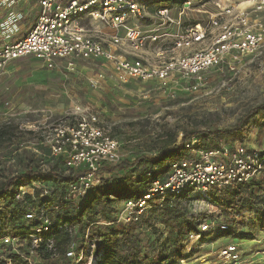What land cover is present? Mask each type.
Segmentation results:
<instances>
[{
	"label": "built area",
	"instance_id": "obj_1",
	"mask_svg": "<svg viewBox=\"0 0 264 264\" xmlns=\"http://www.w3.org/2000/svg\"><path fill=\"white\" fill-rule=\"evenodd\" d=\"M150 2L152 0H0V7L9 11L1 25L3 29L14 30L16 23L24 21L28 8L36 7L38 12L34 26L25 37L0 38V73L23 58L33 59L47 70L68 73H75L83 63H92L101 69L100 77L104 78L102 73L106 71L118 83L136 81L157 86L159 94L175 98L181 93L200 90L208 70L232 69L243 57L264 50V23L258 18L264 12V0H250L247 6L216 0V12L207 21L190 26L181 22L184 10L178 13V18H173L167 8L149 13L144 7ZM190 5L185 2L184 6ZM19 6L25 10H17ZM47 134L51 156L62 159L66 173H79L68 188L67 201H84L105 176L102 166L122 161L118 141L100 125L95 113L80 105L73 108L70 117L48 126ZM248 134L243 132L236 140L220 142L211 148H201L196 139L189 141L185 145L186 154L168 162L164 177L152 180L141 196L124 201L119 221L125 225L137 222L147 208L167 197L179 198L188 192L210 202L211 193L237 187L245 189L253 181L264 179V140L259 141L254 133L250 142L248 137L252 134ZM144 175L151 177L149 171ZM35 189H41L43 197L50 187L39 183L22 186L15 198L33 195L31 191ZM252 215L259 218L257 212ZM25 220L36 221L39 226L30 236L31 250L18 255L26 264H41L34 248L41 236L50 232L51 220L45 210L27 212ZM247 220V214L240 213L231 224L225 221L198 223L183 237L182 253L189 255L205 235L214 231L228 232L236 223ZM9 240L19 242L17 238L4 239ZM73 246L72 242L65 257L74 256ZM255 254L264 259V247ZM241 257V251L232 242L196 258L195 262L239 264Z\"/></svg>",
	"mask_w": 264,
	"mask_h": 264
},
{
	"label": "rangeland",
	"instance_id": "obj_2",
	"mask_svg": "<svg viewBox=\"0 0 264 264\" xmlns=\"http://www.w3.org/2000/svg\"><path fill=\"white\" fill-rule=\"evenodd\" d=\"M215 1L152 0L144 8L149 13L167 8L173 18H178V13L184 10L181 22L190 26L205 23L216 12ZM218 1L234 5L243 3L242 6L250 3V0ZM185 2L191 5L184 6ZM8 12L0 7V38L22 39L34 26L38 12H30L29 18L16 23L14 30L1 26L8 18ZM258 18L264 23V12ZM175 31L173 29L172 33ZM100 70L92 63H84L75 73L50 71L32 59L23 58L0 73V129L9 131L0 141V182L30 168L42 173L62 168L57 157L50 154L47 128L70 117L76 105L97 115L100 125L118 141L121 159L131 162L136 157L155 156L157 149L164 144H178L184 131L232 127L245 114L264 103V50L243 57L232 69L216 67L208 70L200 90L181 93L175 98L159 94L157 86L136 81L118 83L106 71L102 73L104 78L100 77ZM242 125L244 133L252 134L248 137L250 142L254 133L259 141L264 140L262 111L246 118ZM198 142L202 143L201 140ZM181 154L185 155L186 151ZM140 176L139 171L128 169L121 185L133 184ZM111 185L117 184L112 182ZM138 189L142 191L141 187ZM125 198L127 196H110L113 205L105 206L103 217L84 214L81 222L73 225L70 229L73 257L54 256L41 264H125L126 247L120 240L123 229L139 255V264H196V258L232 242L241 251L239 264H264V259L255 254L264 247V228L252 215L256 203L264 202V186L257 188L251 196H245L241 213L247 214V222L236 223L228 232L214 231L205 235L189 255L183 254L182 262L176 260L175 251L180 250L181 241L191 227L196 228L204 221L231 224L232 219L240 214L226 215L212 202L189 194L167 206L153 203L137 222L125 225L119 221ZM79 208L80 205L76 210ZM167 210L173 212L167 213ZM7 217L6 206H1L0 260L12 254L25 255L31 250L25 242L4 241L12 235L6 228Z\"/></svg>",
	"mask_w": 264,
	"mask_h": 264
},
{
	"label": "trees",
	"instance_id": "obj_3",
	"mask_svg": "<svg viewBox=\"0 0 264 264\" xmlns=\"http://www.w3.org/2000/svg\"><path fill=\"white\" fill-rule=\"evenodd\" d=\"M260 111L264 115V103L249 111L232 127L214 130L184 131L178 144L162 145L157 149V154L153 157H136L131 162L122 160L117 165H103L101 172L108 176L101 178L99 185L90 190L86 199L81 203L66 200L68 188L77 180L79 173L72 171L66 173L60 157L57 158L59 164L62 166L59 171L53 169L42 173L30 168L24 173L17 174L13 177H6L0 182V207L6 206L8 212L6 228L11 231L12 238H17L19 242H25L27 246L31 247L30 236L34 234V230L39 226V223L36 221H26L25 214L32 210L36 213L40 210H45L48 218L51 220L52 226L48 234L41 236V241L34 250L39 255L41 262H49L54 256L65 257L72 243L70 229L73 225L81 222L84 214L103 217L106 208L113 205V200L110 199V196L118 198L127 196L125 199H133L141 196L147 191L152 180L166 175L168 162L175 157L181 156V152L185 150V145L189 141L192 139L201 140L202 143L199 144L201 148H211L222 141L236 140L244 132L243 121L246 118L258 114ZM8 133V130L4 128L0 129V141L5 139ZM128 169L139 171L141 176L133 184L121 185L124 182V172ZM114 171H116L115 174L113 173ZM148 171L151 173L150 178L144 175ZM112 182L117 185L112 186ZM33 183L49 186L50 190L47 195L42 197L43 191L37 189L33 195L24 194L19 200L15 198L20 187L29 186ZM262 186H264V179L253 181L245 189L243 187H237L223 193L214 192L211 193L210 202L219 207L226 215L235 216L244 210L245 196H251L257 188ZM139 187H141L142 191H139ZM187 196H189L188 192L179 198L167 197L160 203L167 206L173 200L185 199ZM78 205H80V208L76 210ZM254 208L255 212L259 214V225L261 228H264V202L262 204L256 203ZM171 212L173 211L167 210V213ZM191 229L193 228L191 227ZM120 240L126 247L123 258L125 264H139L140 262L137 260L139 255L136 254L133 248V242L129 239L125 229L121 231ZM49 241H52L51 244H49ZM175 256L177 261L182 259V247L180 250L175 251ZM6 260L9 261V264H26L23 257L18 254H12L6 257L5 260H0V264H7ZM146 264L154 263L150 262Z\"/></svg>",
	"mask_w": 264,
	"mask_h": 264
},
{
	"label": "crops",
	"instance_id": "obj_4",
	"mask_svg": "<svg viewBox=\"0 0 264 264\" xmlns=\"http://www.w3.org/2000/svg\"><path fill=\"white\" fill-rule=\"evenodd\" d=\"M19 7H22V6H19ZM19 7H17V8H19ZM3 9V8H2ZM16 9V8H15ZM4 10V9H3ZM19 10L21 11V10H24L23 8L21 9V8H19ZM32 11H37V8L36 7H34V8H28V11L26 10V12H25V19H27V18H29V14H30V12L32 13ZM23 25V24H22ZM33 60V59H32ZM33 61H35V60H33ZM36 62V61H35ZM38 63V62H37ZM12 64V63H11ZM10 64V65H11ZM84 64V63H83ZM82 65V64H81ZM9 67V66H8ZM80 67V66H79Z\"/></svg>",
	"mask_w": 264,
	"mask_h": 264
}]
</instances>
